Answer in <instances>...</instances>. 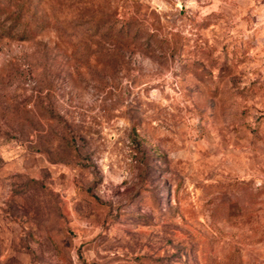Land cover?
Masks as SVG:
<instances>
[{
  "label": "rangeland",
  "instance_id": "obj_1",
  "mask_svg": "<svg viewBox=\"0 0 264 264\" xmlns=\"http://www.w3.org/2000/svg\"><path fill=\"white\" fill-rule=\"evenodd\" d=\"M26 3L40 27L0 36V264H264V0Z\"/></svg>",
  "mask_w": 264,
  "mask_h": 264
},
{
  "label": "trees",
  "instance_id": "obj_2",
  "mask_svg": "<svg viewBox=\"0 0 264 264\" xmlns=\"http://www.w3.org/2000/svg\"><path fill=\"white\" fill-rule=\"evenodd\" d=\"M13 1L16 4H18V9H17L16 12H13L12 14H10V16H9L10 19H11L10 20L11 21L10 23H8L7 25H4V26H0V36H3V35H7L8 36V35H11V33H12L11 30H13V28L15 26L19 25V24H23V25L26 24L25 25L26 27L25 28H22L20 30L22 35L25 33L24 31H26L27 28H29L30 31H31V29L33 27H36V26L40 27L39 25H41V24H38L37 25V24H35L36 22H34V26H32L33 23L31 22L32 21V18L31 17H29V18H25L24 17L25 13L27 11H29L28 10V6H27V3H26L27 0H13ZM19 1H21V2L18 3ZM32 12H34V11H31L30 10V13H32ZM35 18H37V16H34L33 20Z\"/></svg>",
  "mask_w": 264,
  "mask_h": 264
}]
</instances>
